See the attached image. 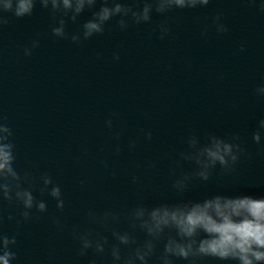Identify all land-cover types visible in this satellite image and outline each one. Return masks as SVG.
<instances>
[{
	"label": "clouds",
	"instance_id": "obj_1",
	"mask_svg": "<svg viewBox=\"0 0 264 264\" xmlns=\"http://www.w3.org/2000/svg\"><path fill=\"white\" fill-rule=\"evenodd\" d=\"M211 0H0V29L7 26L12 17L22 19L33 15L37 5L47 11L52 19L51 34L55 38L70 39L73 43L89 40L95 35L104 34L110 22L120 30L130 26L149 24L153 14L166 16L176 10H194L207 7ZM255 4V0H250ZM264 11V4L259 5ZM90 11L91 16L79 25L74 33L67 31V24H76L79 18ZM10 14V15H9ZM118 18V19H117ZM217 33L228 31L222 23V15L213 18ZM159 39L170 34L167 21L156 25ZM207 28L204 33L206 34ZM39 47L33 40L31 46L24 48V55L31 56ZM243 51V47L241 48ZM115 59H119L116 54ZM257 95L264 97V86L255 89ZM109 128L112 120L106 121ZM264 133V119L259 121L257 130L252 133V141L261 145ZM151 139V131L145 133ZM186 145L175 154L170 175L174 177L172 189L179 194L186 192L194 180L208 182L219 168L221 175H231L242 157H250L238 133L217 135L209 131L203 139L196 132L181 138ZM130 148L135 147L131 141ZM264 148V145H261ZM120 151L119 148L116 149ZM17 155L14 131L7 117L0 115V264H14L18 260L19 228L26 222L39 217L35 213L47 212L44 199L35 194L39 182L40 196L51 197L56 207L63 210L65 200L62 189L52 175L43 173L37 177L28 170L19 171L16 167ZM107 167V161H102ZM192 165L190 172L183 171L184 164ZM155 167V165H151ZM180 170V171H178ZM133 176V182L136 181ZM83 183V182H82ZM15 204L19 215L9 213L7 221L15 220L17 231L4 230V206ZM122 218L128 229L119 227ZM57 230L63 231L66 225L53 218ZM87 226L73 227L71 234L79 244L78 255L87 256L89 250L96 255H110L112 264H149L159 251V264H175L176 260L196 264L204 258L219 261H235L236 264H264V196L212 194L200 200H180L175 203L162 202L156 206L137 204L125 213L106 210L98 213L87 212ZM101 229L109 231L115 243ZM144 233L138 240L136 232ZM127 249V252L124 250ZM94 264V261H93Z\"/></svg>",
	"mask_w": 264,
	"mask_h": 264
}]
</instances>
